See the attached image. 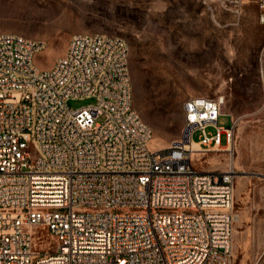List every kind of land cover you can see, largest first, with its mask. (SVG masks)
Wrapping results in <instances>:
<instances>
[{"label": "built area", "instance_id": "obj_1", "mask_svg": "<svg viewBox=\"0 0 264 264\" xmlns=\"http://www.w3.org/2000/svg\"><path fill=\"white\" fill-rule=\"evenodd\" d=\"M44 48L0 31V264H231L235 171H200L190 148L232 154L224 96L189 97L182 137L152 148L123 38L76 33L48 70Z\"/></svg>", "mask_w": 264, "mask_h": 264}, {"label": "rangeland", "instance_id": "obj_2", "mask_svg": "<svg viewBox=\"0 0 264 264\" xmlns=\"http://www.w3.org/2000/svg\"><path fill=\"white\" fill-rule=\"evenodd\" d=\"M0 31L42 39L45 48L34 57L41 70L53 66L76 33L123 38L132 106L152 130V148L182 137L189 97L223 95L218 125L229 127L231 117L236 122L232 154L196 152L192 162L200 171L234 169L239 220L231 264L257 258L255 264H264V240L257 238L264 229V23L255 0H0ZM93 101L76 98L68 105ZM199 135L194 130L192 138Z\"/></svg>", "mask_w": 264, "mask_h": 264}, {"label": "crops", "instance_id": "obj_3", "mask_svg": "<svg viewBox=\"0 0 264 264\" xmlns=\"http://www.w3.org/2000/svg\"><path fill=\"white\" fill-rule=\"evenodd\" d=\"M257 238H258V240L259 239L264 240V229L261 232L260 231L257 232ZM257 257H259V255ZM255 258L256 257L254 256L253 259H255ZM258 261H259V259L257 258L256 260H254L253 264L257 263Z\"/></svg>", "mask_w": 264, "mask_h": 264}, {"label": "bare ground", "instance_id": "obj_4", "mask_svg": "<svg viewBox=\"0 0 264 264\" xmlns=\"http://www.w3.org/2000/svg\"><path fill=\"white\" fill-rule=\"evenodd\" d=\"M190 148H191V153H192V155H193V154H197L196 152H197L198 148H197V145H196V144H194V143L191 144V145H190ZM197 158H198V156H197ZM236 220H239V217L236 216Z\"/></svg>", "mask_w": 264, "mask_h": 264}]
</instances>
